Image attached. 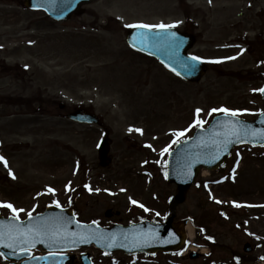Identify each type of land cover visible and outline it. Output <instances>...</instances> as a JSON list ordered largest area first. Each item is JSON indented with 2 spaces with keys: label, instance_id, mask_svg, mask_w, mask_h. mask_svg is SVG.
<instances>
[{
  "label": "rangeland",
  "instance_id": "rangeland-1",
  "mask_svg": "<svg viewBox=\"0 0 264 264\" xmlns=\"http://www.w3.org/2000/svg\"><path fill=\"white\" fill-rule=\"evenodd\" d=\"M23 1L0 0V156L8 162L5 166L0 161V203L23 208L21 218L28 212H42L56 201L65 206L73 196H79L72 204L84 222L127 224L140 219V214L154 218L157 212L166 213L168 196L176 192V186L165 179L168 153H161L177 139L175 133L187 130L183 137L194 133L196 110L202 109L200 119L207 126L213 108L239 110L247 120L264 109L260 92L254 91L262 88L264 73L255 64V53L234 55L238 51L226 42L234 31L226 40L212 32V46L207 38L199 39L194 49L197 54L226 63L210 66L197 83L183 81L128 46V24L183 21L178 0L174 4L172 0H100L86 6L87 14L63 23L29 10ZM242 4L244 0L234 8L228 4L231 8L225 12L236 13ZM214 12V26L226 22L221 9ZM233 56L237 58L227 59ZM43 98L48 104L41 102ZM62 103L65 110L60 108ZM79 104L103 116L105 127L111 130L114 162L108 168L98 167L96 148L105 128L65 118ZM7 113L12 117L6 118ZM24 120L31 126L21 127ZM135 124L145 126L144 138L129 131L138 128ZM143 139L157 147L154 155L149 154L152 149L142 147ZM144 156L151 161L145 164L143 175L138 163ZM225 167L199 176L186 202L178 207L179 218L193 217L216 237L214 258L219 260H229L233 252L244 254V243L251 241L240 214L264 202V148H236ZM137 204L146 205L148 211ZM109 208L114 212L112 218L105 216ZM222 209L232 213L229 220L225 218L228 221L219 216ZM236 209L241 210L239 215ZM2 210L5 215L7 210L12 213L8 208ZM259 224L250 222V231H260ZM87 250L96 264L130 261L119 253L112 256ZM262 251L258 248L255 254ZM160 263L168 264V258Z\"/></svg>",
  "mask_w": 264,
  "mask_h": 264
},
{
  "label": "water",
  "instance_id": "water-1",
  "mask_svg": "<svg viewBox=\"0 0 264 264\" xmlns=\"http://www.w3.org/2000/svg\"><path fill=\"white\" fill-rule=\"evenodd\" d=\"M89 0H28L29 6L36 8H44L55 19L68 18L73 12L77 10L79 5ZM36 2L37 4H32ZM43 3V4H42ZM175 33L174 38L168 39L170 33ZM147 36V40L141 42L139 39L141 34ZM128 42L135 48L154 55L159 58L166 66L178 72L189 81H197L205 72V65L199 60H192L187 55V48L191 44L189 37L180 35L174 30L167 29H142L133 28L128 36ZM195 65L194 71L186 70L183 64ZM72 119L85 122H97L96 116L83 111L77 110L74 114L69 115ZM249 129V135L251 130H264V115L260 120L254 123L244 124ZM215 134V133H214ZM198 134L195 136L197 137ZM198 137L195 139L196 142ZM223 137L218 140H222ZM258 140L257 143L264 142V136H256L253 138ZM194 140V139H193ZM183 143L178 145V149L184 151L181 156L182 169H178L175 165L169 166V180L171 182H177L178 194L175 197L174 206L178 203H182L185 200V194L190 184L192 183L195 175H197L200 165H204L209 169H215L219 166L224 159L229 156L233 146L239 142L235 137H232L233 143L229 144L227 149L220 152L217 157L219 146L212 144L211 146H201L194 150V142ZM193 142V143H192ZM187 144V146H185ZM109 153V142L106 140L100 148L101 164L107 166L111 163V158L107 157ZM175 152L172 153L174 155ZM58 208L49 209L45 215L36 216L30 221L23 222V227L28 228L30 225H35L41 219L48 220L52 217L60 215L61 212ZM63 217H60L62 223L66 225L67 233H76L77 235H68L64 240L59 243H53L47 237H38L34 246L42 245L46 248L54 249H68L75 248L84 245H90L92 243L110 249H124L126 252L147 251L155 252L158 249L175 251L184 243L186 234L184 226L186 221L179 223L174 222L175 212L171 218L164 225L143 223L137 225H131L129 227H123L121 225H115L113 228H100L95 223L89 225L81 224L76 221L72 211H65ZM14 223L12 218L5 219L0 215V230L6 229V227ZM87 226V227H85ZM174 237H170L172 233ZM81 236L92 237L89 242H81ZM111 245V246H110ZM31 247V246H30ZM20 249L19 245L14 248H8L3 244H0V252L9 259L15 260L12 264H74L76 262V256L66 255L56 259L52 257L47 259H35L33 261L24 260L21 263H17V259L29 253H22L17 255L14 250ZM83 258H87L88 255H83Z\"/></svg>",
  "mask_w": 264,
  "mask_h": 264
},
{
  "label": "flooded vegetation",
  "instance_id": "flooded-vegetation-1",
  "mask_svg": "<svg viewBox=\"0 0 264 264\" xmlns=\"http://www.w3.org/2000/svg\"><path fill=\"white\" fill-rule=\"evenodd\" d=\"M237 1L241 0H186L184 4L186 5V15L185 21L183 22V31L187 34L193 35L197 39H206L207 44L214 45L215 40L211 37L212 32H216L223 40L230 37L231 32L234 31L232 37L229 38L226 42L233 43V47L236 51L241 52L244 47L247 48L249 53H255V64L260 71H264V4H261L264 0H244L245 4H242L237 10L236 13L229 11L225 12V9H230L232 4L233 8L235 7ZM182 4V3H181ZM198 4H204V7L198 6ZM201 9L202 16L199 19ZM221 9L222 14L226 16V22L218 23L214 26L215 23V10ZM195 47L192 49L194 51ZM197 49V48H196ZM257 60L261 63H257ZM224 67L223 64L217 65ZM250 71V69L248 70ZM21 127L25 129L31 126V123L28 121L26 124H21ZM264 220V216H262ZM261 229L260 231L253 230L254 233L251 236L252 242L262 248H264V223L258 225ZM242 227L247 228L249 231L251 228L249 226L243 225ZM208 234L202 235V244L206 246L202 247V251L199 252L200 256L197 258H191L189 255L190 248L188 249V258H191L193 263L197 264H209L211 257L214 256V250L212 242L208 240ZM251 244L252 251L255 248ZM262 253H264L262 251ZM236 253H230L228 259H235ZM252 261L257 260V256L251 259ZM252 261H248L247 264H252Z\"/></svg>",
  "mask_w": 264,
  "mask_h": 264
},
{
  "label": "snow or ice",
  "instance_id": "snow-or-ice-1",
  "mask_svg": "<svg viewBox=\"0 0 264 264\" xmlns=\"http://www.w3.org/2000/svg\"><path fill=\"white\" fill-rule=\"evenodd\" d=\"M178 23L176 22L173 24H164V23H159V24H128L126 27L129 28H142V29H161V30H167L171 28L177 27ZM176 34L170 33L168 39L174 38ZM139 39L141 42L147 40V36L145 34H141ZM237 57H227V59H236ZM192 60H200V57H191ZM213 63H220L222 61H211ZM186 70L188 71H194L195 70V65L191 64H183L182 65ZM172 71H176L175 68L172 69ZM177 75L179 73L177 72ZM254 91H259L261 93H264V88L256 89ZM202 109H197L196 110V120L194 124L192 125L193 127H200L203 128L204 124L206 123L205 120L200 119V113ZM213 113L216 112H222L226 116L229 117H237L242 115V113L239 110H231L226 107L222 108H213L211 110ZM261 115H264V112L261 113ZM223 128L222 133H217L216 136H223L222 140L214 139L213 143L218 145V153L217 157L220 152H223L227 149L228 145L233 143L234 141L232 140V137H235L237 140H242L244 137L249 135V129L243 124L242 121L238 120H229L225 122L224 124L221 125ZM137 131L142 133V129H129V131ZM185 131H180L175 133V136L177 139L172 141V144H178L180 143V137H183L185 135ZM252 136H264V130H251L250 133ZM148 147H151V145H148ZM171 148V145L168 146V148H165L161 155L164 154V152H168L169 149ZM0 161H3L5 166H7V160L3 157L0 156ZM238 165V162H237ZM235 172H233V175ZM165 176H167V173H165ZM14 178V177H13ZM91 190V189H90ZM50 192H54V189H49ZM56 206L60 207L59 201H56ZM133 204H136L137 201L133 200ZM219 203V201H218ZM140 207H144V205H139ZM236 207H240L239 204L235 205ZM0 207L3 208H8L12 210V213L14 214L12 217V221L14 223L9 224L6 229L0 230V244H3L4 246L8 248H14L15 246L19 245L20 249L22 252L27 253L29 251L30 246H34L35 243L37 242L38 237H47L50 239L53 243H59L60 241L64 240L68 235L75 236L77 235L76 233H67L66 231V225L62 223L61 218L59 217H52L48 220H39L37 224L35 225H30L28 228L23 227V222L20 220L19 214L21 212H24L25 210L23 208L17 209L14 207L11 203H0ZM145 211H148V209H145ZM29 220L31 221L33 219L32 217V212L27 213ZM159 215V213H157ZM93 223H97V221H94ZM87 227V226H85ZM92 237H86V236H81V242H89ZM111 246V245H110ZM52 253H50L51 255ZM107 254V253H106ZM0 255H3V253H0ZM32 259H46V257H32Z\"/></svg>",
  "mask_w": 264,
  "mask_h": 264
},
{
  "label": "bare ground",
  "instance_id": "bare-ground-1",
  "mask_svg": "<svg viewBox=\"0 0 264 264\" xmlns=\"http://www.w3.org/2000/svg\"><path fill=\"white\" fill-rule=\"evenodd\" d=\"M188 231H189L190 236L193 235L194 230H193V227L191 225L188 226Z\"/></svg>",
  "mask_w": 264,
  "mask_h": 264
}]
</instances>
